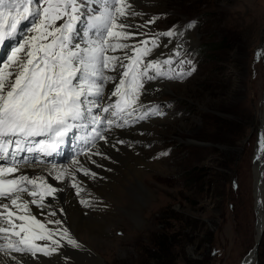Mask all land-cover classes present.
I'll return each mask as SVG.
<instances>
[{"label":"rangeland","instance_id":"1","mask_svg":"<svg viewBox=\"0 0 264 264\" xmlns=\"http://www.w3.org/2000/svg\"><path fill=\"white\" fill-rule=\"evenodd\" d=\"M131 3L142 15L131 17L128 23L144 25L149 18H158L135 29L143 36L125 43L175 29L179 35L161 39L144 60L163 61L179 47L181 54L173 56L172 70L164 66L167 78L181 69L195 71L183 78L160 76L161 87L151 89L144 80L139 96L144 107L134 115L154 105H160L161 114L134 123H147L133 139L143 149L142 180L152 193L138 211L139 222L129 190L135 182L127 177L123 183L115 181L117 189L109 188L113 198L97 194L95 206L79 211L86 221H94L90 229L102 226L104 233L90 232V242L88 229L80 228L77 238L82 245H94V254L105 264H241L257 239L255 145L264 114V0ZM191 21L194 26L188 28ZM64 22L58 20L56 25ZM86 23L78 21L73 26L83 35ZM108 54L122 55L119 51ZM181 60L192 64H180ZM126 140L131 142L129 136ZM108 144L103 155L114 166L104 168L106 161L91 171L125 173L127 159L116 157L110 139ZM77 162L82 164L84 159ZM85 246L81 248L86 253ZM54 254L44 256L53 260ZM80 254L63 250L53 264H101ZM254 264H264V235Z\"/></svg>","mask_w":264,"mask_h":264},{"label":"snow or ice","instance_id":"2","mask_svg":"<svg viewBox=\"0 0 264 264\" xmlns=\"http://www.w3.org/2000/svg\"><path fill=\"white\" fill-rule=\"evenodd\" d=\"M140 15L131 0H0V48L7 49L0 60V264L4 257L21 264L25 253L35 257L37 251L56 252L64 246L65 237L67 245L80 247L62 220L42 222L31 212L30 205H35L41 215H56L43 211L45 197L57 191L47 179L59 181L65 173L57 174L55 165L46 176L22 173L28 154L36 164L40 156L53 155L79 129H89L91 136L84 143L91 149L97 140L108 143L105 133L113 128L161 114L160 105H154L134 115L144 107L139 102L144 80L166 76L164 66L171 71L176 63L173 56L181 53L177 47L163 61L145 62L144 58L159 47L160 36L171 38L179 33L172 29L133 44L122 43L143 36L134 29L158 18L151 17L144 25L127 22ZM58 20L65 22L57 26ZM83 20L87 23L81 43L75 40L81 33L74 32L73 23ZM109 51L122 55H109ZM179 63L191 65L192 61ZM192 71L181 69L168 78H183ZM109 83L112 87L106 93ZM84 174L89 173L85 170ZM48 224L59 227L50 229ZM37 241L49 242L51 247Z\"/></svg>","mask_w":264,"mask_h":264},{"label":"bare ground","instance_id":"3","mask_svg":"<svg viewBox=\"0 0 264 264\" xmlns=\"http://www.w3.org/2000/svg\"><path fill=\"white\" fill-rule=\"evenodd\" d=\"M21 34L23 35V33H21ZM75 40L76 41L80 40L83 43L84 36L77 35V36H75ZM6 43H7V41H6ZM2 51H7V49L6 48H0V54ZM152 57H154V55ZM159 78H160V76L157 77L155 80H151V81L146 80V82L148 83L147 86H149L150 89L153 87H161ZM162 78H165V76H162ZM109 86L112 87L111 83H109L106 86V93H107ZM139 98H140L139 102L142 104L143 98L142 97H139ZM143 103H145L144 100H143ZM139 112L140 113L142 112V108L140 109ZM139 112H138V114H140ZM262 117L264 119V114L262 115ZM134 123H138V122H132L130 120L129 126H126L124 128H113L112 131L105 133V135L112 141V144H111L112 148L115 150V152L117 151L116 152L117 154H115L116 157H118L119 159H121V158L127 159V161H125L126 162L125 173L121 172L119 169H118L119 171L116 170L118 172L117 175H115L113 172L110 173L109 171H108L109 173H105V174L102 173L103 175L102 174L97 175L95 173L96 171H91V168H94L97 165L102 164L106 161L107 162L104 163V168L110 169L111 167L114 166V162L109 158L106 160L105 156L103 155V151L110 147V145L108 143H105L103 140H97L95 143V147H92L91 149L86 147L84 141L86 138L91 136L89 129L77 130L75 136H73L70 141H68L64 144V146L61 148V150L58 154H56L54 156H52V155L51 156H40L38 158L39 159L38 163L33 164L32 162H30L28 164V166H26L24 168V170L23 169L21 170L22 173L28 174L30 176H33V175H35V176L45 175L46 176L47 172L52 170L53 165H55L57 174H59V172H61V171H63L65 173L64 177L59 181L53 180L51 178L47 179V183L52 184L54 187H56L57 191L52 196H46L45 197V199L43 200V204L47 205V207H45L43 209V211H44V213L54 211V212H56V215L51 216V217H46L45 215H41L40 209H38L35 205H30V209H31V212L33 214H35L37 216V218L40 219L42 222L45 221L46 219H51V220L60 219V220H62L63 221V227L68 229L69 233L72 235L73 238H75L78 241V243L80 245V247H74V246L67 245L66 244L67 237H65L64 240L62 241V244H64V246L58 248V250L56 252H51V253H55L54 254V255H56L55 259L51 260V258L49 259L47 256H44L43 252L37 251L36 253L39 254L37 259H34V257H31L29 254L25 253L22 256L21 264H42V263L43 264H53V263H55L56 260H59V252H62L63 250H65V251L67 250L68 252L74 254V256H79V255H81L80 253H84V256L86 255V260L96 262V263L105 264L98 254H94V252H95L93 250L94 245L93 246L88 245L89 243L86 246H85V244L82 245L80 243V240H78L79 238H77V235L81 234L80 228L88 229L87 231L89 232V234L93 233L96 235L98 233V231H99V233H104L103 230L101 229L103 227L100 226V228H98V229H97V227L90 229L93 226L94 221L92 219L90 222L86 221L84 219L82 213H80L79 211L86 209L87 207H89V205H92V204L95 206L97 199H98L96 196L97 194H100V196H103V198L108 197V196L109 197L111 196V198H113L114 197L113 193L109 194V188L111 186H112V189L118 188V187H114L115 181L120 180L121 182L122 181L124 182L127 177L134 180L135 183L130 187L131 189H129V190H130V194H132L134 196L133 197L134 198L133 205H134L135 209H134V211L133 210L132 211H133V214L135 216H137L135 219H138L137 222H139L140 216H139L138 211H139V209L141 210L142 205L144 204V202H146L149 199V197L151 196L152 193H150L151 190L144 183V180H142V171H141L142 166L140 167V162L143 161V159L141 158L143 149L140 146V143L138 144V141L136 142L133 139L134 137H139L140 129L144 128V125H147V123L144 125L137 124L135 126H134ZM152 123H153V121H152ZM134 130H136L134 132L135 135L133 134L134 136L133 135L130 136V133H132ZM141 130H144V129H141ZM263 133H264V130H263ZM127 136L130 137L131 142L126 140ZM119 139L123 140L124 143H116V141H118ZM113 145H115V147H113ZM120 145H127V147H122ZM128 156L131 158H128ZM261 156H262L261 153L256 148L255 157L258 158V161L255 162L256 163V179H257V181H258V178L260 177V172H261V169L263 167L262 166L263 162L260 160ZM78 159H84V162L82 164H78V162H77ZM121 165H122V163H121ZM123 165H122V167H123ZM118 168H119V166H118ZM85 170L88 171V173H89L88 175L84 174ZM73 173L75 176L74 179L72 177ZM92 173H95V175L93 176ZM121 189L122 188L120 187L119 191H123ZM255 194H256L255 202L257 201L260 203L261 200H260V197L258 198L259 194L257 192V185H256ZM263 194H264V190H263ZM25 198H27V194H25ZM82 200H85L88 203L87 204L81 203ZM263 200H264V198H263ZM257 202H256V209H257L258 215L256 217V225H257V239H258L260 231H261L259 224L261 223L262 214H263V219H264V212L261 211V208L259 207L260 204H259V206H257ZM98 212H99V210H98ZM87 214H89V213H87ZM47 227L51 229V228H55V227H59V226L48 224ZM83 229H82V231H83ZM56 238L59 239L58 236ZM92 238H93L92 234L89 235V240H91ZM83 240H85V239H83ZM90 242H92V240ZM36 243L39 245H42V246L48 245L49 247H51L49 242H46V241H37ZM104 244H102V245H104ZM81 246H85V248L88 250V251H86L87 254L81 248ZM12 255L19 256L20 254L12 253ZM3 259H4V264H16V262L12 261L9 257H4ZM76 259H77V257H76ZM256 261H257V258H251L247 261L246 264H254ZM57 263H60V262H57ZM62 264H64V263H62Z\"/></svg>","mask_w":264,"mask_h":264},{"label":"water","instance_id":"4","mask_svg":"<svg viewBox=\"0 0 264 264\" xmlns=\"http://www.w3.org/2000/svg\"><path fill=\"white\" fill-rule=\"evenodd\" d=\"M264 54V46H263V52H262V55ZM263 62H264V55H263ZM262 102H264V95H263V99H262ZM261 102V103H262ZM263 130H264V119L262 120V122H260V126H259V129H258V133H257V139H256V148L257 150H259V152L261 153V158L260 160L263 162V167L261 169V172H260V177L258 178V181H257V192H258V198L260 197V203L257 202V206H259L260 204V208H261V211L264 212V194H263V190H264V133H263ZM255 161H258V158L256 157ZM256 202H255V207H256ZM260 225V234H259V237L258 239H256L255 241V245L254 247L252 248V250L248 253V255L243 259V261L241 262V264H246L247 261L251 258H257V261L258 262V252H259V248H260V245L262 243V240H263V235H264V219H263V214H262V219H261V223L259 224Z\"/></svg>","mask_w":264,"mask_h":264}]
</instances>
